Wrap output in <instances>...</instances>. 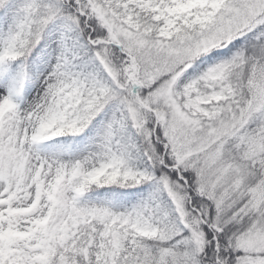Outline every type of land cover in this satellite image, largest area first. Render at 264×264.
Listing matches in <instances>:
<instances>
[{
	"label": "snow or ice",
	"instance_id": "1",
	"mask_svg": "<svg viewBox=\"0 0 264 264\" xmlns=\"http://www.w3.org/2000/svg\"><path fill=\"white\" fill-rule=\"evenodd\" d=\"M0 264H264V0H0Z\"/></svg>",
	"mask_w": 264,
	"mask_h": 264
}]
</instances>
